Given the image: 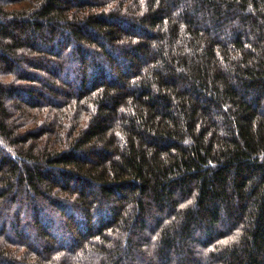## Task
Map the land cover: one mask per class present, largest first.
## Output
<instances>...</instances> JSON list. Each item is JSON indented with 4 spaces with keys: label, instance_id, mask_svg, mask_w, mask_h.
I'll return each mask as SVG.
<instances>
[{
    "label": "trees",
    "instance_id": "obj_1",
    "mask_svg": "<svg viewBox=\"0 0 264 264\" xmlns=\"http://www.w3.org/2000/svg\"><path fill=\"white\" fill-rule=\"evenodd\" d=\"M0 264H264V0H0Z\"/></svg>",
    "mask_w": 264,
    "mask_h": 264
}]
</instances>
